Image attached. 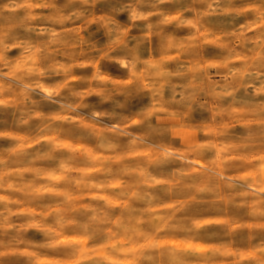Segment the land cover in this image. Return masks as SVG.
<instances>
[{
	"label": "clouds",
	"instance_id": "9594fccd",
	"mask_svg": "<svg viewBox=\"0 0 264 264\" xmlns=\"http://www.w3.org/2000/svg\"><path fill=\"white\" fill-rule=\"evenodd\" d=\"M0 264H264V0H0Z\"/></svg>",
	"mask_w": 264,
	"mask_h": 264
}]
</instances>
